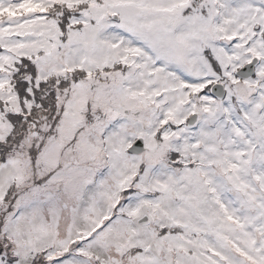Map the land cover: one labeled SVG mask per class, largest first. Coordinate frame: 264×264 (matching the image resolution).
<instances>
[{
	"label": "snow or ice",
	"instance_id": "1",
	"mask_svg": "<svg viewBox=\"0 0 264 264\" xmlns=\"http://www.w3.org/2000/svg\"><path fill=\"white\" fill-rule=\"evenodd\" d=\"M0 264H264V0H0Z\"/></svg>",
	"mask_w": 264,
	"mask_h": 264
}]
</instances>
